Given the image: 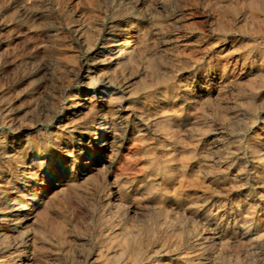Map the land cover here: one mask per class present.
Returning <instances> with one entry per match:
<instances>
[{
	"label": "rangeland",
	"instance_id": "1",
	"mask_svg": "<svg viewBox=\"0 0 264 264\" xmlns=\"http://www.w3.org/2000/svg\"><path fill=\"white\" fill-rule=\"evenodd\" d=\"M129 19L123 56L115 35ZM107 81L106 118L95 105ZM109 131L104 157L127 153L120 176L90 148ZM90 171L98 183L79 174ZM121 176L132 207L115 236L99 228V187ZM0 184V261L97 264L103 250L104 262L130 264L113 254L126 231L158 249L150 264H264V0H0Z\"/></svg>",
	"mask_w": 264,
	"mask_h": 264
},
{
	"label": "bare ground",
	"instance_id": "2",
	"mask_svg": "<svg viewBox=\"0 0 264 264\" xmlns=\"http://www.w3.org/2000/svg\"><path fill=\"white\" fill-rule=\"evenodd\" d=\"M29 11V10H28ZM27 11V12H28ZM32 11V10H31ZM35 16V15H34ZM31 18H33V15H32V17ZM131 19V18H130ZM126 20L127 22H125V23H123V24H121L120 26H118L119 28H118V30H117V32H116V35H115V37L118 39V41H117V43H115L114 45L116 46V47H119V52H121V53H123V56H125L124 55V51H123V45H128L127 43H128V41H129V39H130V35H132V33H133V30H135L134 29V27H136V21L134 22V19L133 20ZM83 24V23H82ZM82 24H81V26H82ZM78 25V24H77ZM85 25V24H84ZM86 27V26H85ZM75 28V27H74ZM78 28H79V26H78ZM90 28V27H89ZM80 29V28H79ZM86 29V28H85ZM45 30V29H44ZM78 30V29H77ZM82 30H84V28L82 29ZM81 30V31H82ZM48 31V30H47ZM76 31V30H75ZM94 31V30H93ZM50 32V31H49ZM88 32H89V30H88ZM60 33V32H59ZM83 33V32H82ZM94 33V32H93ZM45 34V33H44ZM51 34V33H50ZM74 34H76V32L74 33ZM85 34V33H84ZM88 34V33H87ZM115 34V33H114ZM34 35V34H33ZM36 35V34H35ZM52 35V34H51ZM54 35V34H53ZM78 35V34H77ZM90 35V34H89ZM39 36V35H38ZM42 36V35H41ZM50 36V35H49ZM84 36V35H83ZM88 36V35H87ZM114 36V35H113ZM43 37V36H42ZM80 37H81V35H80ZM114 38V37H113ZM84 39V38H83ZM42 40V39H41ZM83 41H85V39L83 40ZM110 41V40H109ZM34 43V42H33ZM89 44V43H88ZM90 45V44H89ZM89 45H86V46H89ZM92 45H94V44H92ZM81 46V45H80ZM113 49V48H112ZM117 51V50H116ZM114 53V52H113ZM110 54V53H109ZM120 54V53H119ZM115 55V54H114ZM127 55V54H126ZM44 56V55H43ZM104 56V55H103ZM117 56H118V54H117ZM105 57V56H104ZM103 57V58H104ZM115 57V56H114ZM95 59V58H94ZM106 59V58H105ZM120 60V59H119ZM90 61V60H89ZM108 61H109V59H108ZM95 62V61H94ZM93 62V63H94ZM110 62V61H109ZM115 62V61H114ZM112 64V63H111ZM82 65H83V63H82ZM108 66V65H107ZM80 67V66H79ZM82 67V66H81ZM87 67V66H86ZM90 67V66H89ZM103 67V66H102ZM109 67V66H108ZM88 68V67H87ZM93 69V68H92ZM106 70H108L107 68H106ZM78 71V70H77ZM90 71H91V69H90ZM94 71V70H93ZM118 71V70H117ZM107 72V71H106ZM104 73V72H103ZM92 74V73H91ZM105 74H107V73H105ZM88 75V74H87ZM95 75V74H94ZM101 75V74H100ZM108 75V74H107ZM106 75V76H107ZM116 75V74H115ZM93 76V75H92ZM103 76V75H102ZM118 76V75H117ZM123 76V75H122ZM97 78V77H96ZM114 78H115V76H114ZM133 78V77H132ZM129 79H131V78H129ZM107 80H108V77H107ZM100 81V80H99ZM124 81V80H123ZM125 81H128V80H125ZM97 82V81H96ZM129 82V81H128ZM104 83V82H103ZM116 83V82H115ZM91 84V83H90ZM106 84H108L109 85V87H111V88H109V89H107V92H106V94L103 96V98H102V100H101V103H100V105L99 106H96L95 105V107L96 108H98L99 110H101V111H103V113H105V116H106V118H107V115H106V113H109V114H113L114 112H115V109H114V107H113V102L115 101V99H116V96H115V93H116V91L114 90L115 89V86L112 84V82H110V81H107L106 82ZM123 84V83H122ZM126 84V83H125ZM128 86V85H127ZM130 86H131V84H130ZM129 86V87H130ZM132 88V87H131ZM126 89H127V87H126ZM124 90V89H123ZM167 91V90H166ZM87 92V91H86ZM91 92V91H90ZM125 92V91H124ZM169 92V91H168ZM173 92V91H172ZM188 92V91H187ZM195 92V91H194ZM121 93V92H120ZM79 94V93H78ZM187 94V93H186ZM91 95V94H90ZM122 96H123V94H122ZM57 97V96H56ZM90 97V96H89ZM89 97H87V96H82L81 98H80V100L81 101H79V102H77V101H75V102H77V105H79L83 100H88L89 99ZM100 97V96H99ZM91 98H93V96L91 97ZM165 98H166V96H165ZM94 99V98H93ZM173 99V98H172ZM90 100V99H89ZM92 101V100H91ZM94 101V100H93ZM93 104V103H92ZM82 105V104H81ZM91 105V104H90ZM85 106V105H84ZM87 107V106H86ZM94 107V108H95ZM89 109H92V108H89ZM80 110V109H79ZM86 110V109H85ZM88 111V110H87ZM93 111H94V109H93ZM92 111V112H93ZM119 111V110H118ZM122 111V110H121ZM128 111V110H127ZM75 112V111H74ZM178 112H180V111H178ZM94 115L96 114V113H93ZM109 114H108V116H109ZM78 115V114H77ZM83 115H85V114H83ZM91 115H92V113H91ZM90 115V116H91ZM99 115H100V113H99ZM132 115V114H131ZM151 115V114H150ZM177 115H179V114H177ZM191 115V114H190ZM72 116H74V115H72ZM76 116V115H75ZM123 116H124V114H123ZM123 116H122V119H123ZM128 116V115H127ZM174 116V115H173ZM185 116V115H184ZM181 117V116H180ZM63 118V117H62ZM67 118V117H66ZM70 118V117H69ZM94 118V117H93ZM120 118V117H119ZM173 118V117H172ZM195 118V117H194ZM197 118V117H196ZM83 119V118H82ZM111 119V118H110ZM115 119V118H114ZM138 119V118H137ZM170 119V118H169ZM185 119V118H184ZM84 120H85V118H84ZM88 120V119H87ZM104 120V119H103ZM109 120V119H108ZM136 120V119H135ZM190 120H193V119H190ZM197 120H198V118H197ZM96 121H97V119H96ZM112 121V120H111ZM137 121V120H136ZM150 121V120H149ZM173 121H174V118H173ZM185 121V120H184ZM186 122V121H185ZM190 122H192V121H190ZM125 123V122H124ZM99 124H100V122H99ZM138 124V123H137ZM179 124V123H178ZM189 124V123H188ZM101 125V124H100ZM114 125V124H113ZM124 125V124H123ZM195 125V124H194ZM99 126V125H98ZM173 126V125H172ZM185 126V125H184ZM186 126H187V124H186ZM120 127V126H119ZM91 128V127H90ZM124 128V127H123ZM186 128V127H185ZM184 128V129H185ZM117 129V128H116ZM139 129L140 128H138V131H139ZM190 129V128H189ZM91 130V129H90ZM133 130V129H132ZM18 131V130H17ZM87 131H89V129L87 130ZM185 131V130H184ZM196 131V130H195ZM199 131V130H198ZM129 132V131H128ZM127 132V133H128ZM145 132V131H144ZM193 132H194V130H193ZM91 133V132H90ZM96 133V132H95ZM118 133V132H117ZM132 133H133V131H132ZM138 133V132H137ZM197 133V132H196ZM26 134V133H25ZM103 134V133H102ZM121 134V133H120ZM185 134V133H184ZM96 136H94L95 137V142H92L91 143V145H90V148H91V150H94V148H96V150L95 151H97V153H98V155H101L102 156V159H103V164H104V166H105V168L107 169V175L108 176H120L119 175V173H120V171H121V169L119 168V166H120V163L121 162H123L122 160H120L121 158H123V157H125V155L127 154V153H125L124 152V150L121 148V151L119 152V154H120V159H117V161H115V160H113L109 155V157H107V158H105L104 157V150H107L109 147H111L112 149H110V150H114V140H111V138H116L117 136H116V134H115V132H113V131H109V132H107L105 135H100V133H98V134H95ZM192 135V134H191ZM116 136V137H115ZM131 136H132V134H131ZM197 136V135H196ZM28 137V136H27ZM26 138V137H25ZM99 138H101V140L99 141L98 139ZM137 138V137H136ZM188 139V138H187ZM14 140V139H13ZM126 140V139H125ZM21 141V140H20ZM90 141V140H89ZM121 141V140H120ZM133 141V140H132ZM194 141V140H193ZM197 141H199V140H197ZM202 141V140H201ZM19 142V141H18ZM17 142V143H18ZM134 142V141H133ZM21 143V142H20ZM117 143V142H116ZM129 143V142H128ZM172 143V142H171ZM176 143V142H175ZM203 143V142H202ZM209 143V142H208ZM208 143H207V145H208ZM6 144H7V142H6ZM87 144V143H86ZM111 144V145H110ZM173 144H174V141H173ZM192 144V143H191ZM210 144V143H209ZM219 144V143H218ZM12 145V144H11ZM18 145V144H17ZM128 145V144H127ZM131 145V144H130ZM176 145V144H175ZM182 145V144H181ZM180 145V146H181ZM87 146V145H86ZM132 146V145H131ZM172 146V145H171ZM190 146V145H189ZM192 146V145H191ZM204 146V145H203ZM188 147V146H187ZM7 148V147H6ZM79 148V147H78ZM133 148V147H132ZM171 148V147H170ZM175 148H176V146H175ZM177 148H179V146L177 147ZM186 148V147H185ZM184 148V150H186ZM196 148V147H195ZM210 148V147H209ZM81 149V148H80ZM119 149V148H118ZM117 149V150H118ZM127 149V148H126ZM134 149V148H133ZM208 149V148H207ZM4 150V149H3ZM83 150V149H82ZM179 150V149H178ZM181 150V149H180ZM201 150V149H200ZM128 151V150H127ZM126 151V152H127ZM131 151V150H130ZM173 151V150H172ZM174 151H175V149H174ZM187 151V150H186ZM208 151V150H207ZM206 151V152H207ZM80 152V151H79ZM132 152V151H131ZM171 152V151H170ZM183 152H185V151H183ZM182 152V153H183ZM204 152V151H203ZM84 153V152H83ZM186 153V152H185ZM189 153V152H188ZM191 153V152H190ZM207 153H209V152H207ZM74 154V153H73ZM113 154V153H112ZM166 154V153H165ZM176 154V153H175ZM181 154V153H180ZM27 155V154H26ZM80 155V154H79ZM182 155V154H181ZM191 155H192V158L193 157H195V155H196V152H195V149H193L192 150V153H191ZM106 156V155H105ZM197 156V155H196ZM203 156H205V155H203ZM33 157V156H32ZM191 157V156H190ZM23 158H24V156H23ZM27 158V157H26ZM89 159H90V161L89 162H87V164L88 163H93L92 162V156H90V157H88ZM98 158H99V156H98ZM115 158V157H114ZM205 158H207V157H205ZM32 159V158H31ZM123 159H125V158H123ZM130 159V158H129ZM194 159V158H193ZM42 160V159H41ZM121 161L120 163H119V165L116 163V162H118V161ZM127 160V159H126ZM125 160V161H126ZM202 160V159H201ZM21 161H24V159L23 160H21ZM31 161V160H30ZM33 161V160H32ZM70 161V160H69ZM78 161V160H77ZM82 161V160H81ZM94 161V160H93ZM203 161V160H202ZM138 162V161H137ZM190 162V161H189ZM194 162V161H193ZM198 162V161H197ZM199 162H200V160H199ZM197 163V165L198 164H200V163ZM29 163V162H28ZM135 164H136V162H134ZM138 163H140V162H138ZM141 163H142V161H141ZM36 164V163H35ZM124 164H125V162H124ZM124 164H123V166H124ZM177 164V163H176ZM179 165H180V163H178ZM183 164V163H182ZM188 164V163H187ZM27 165V164H26ZM84 165V164H83ZM142 165V164H141ZM173 165V164H172ZM31 166V165H30ZM96 166V165H95ZM133 166V165H132ZM178 166V165H177ZM186 166V165H185ZM191 166V165H190ZM27 167V166H26ZM170 167V166H169ZM168 167V168H169ZM197 167V166H196ZM198 167H200V166H198ZM202 167V166H201ZM71 168H72V166H71ZM90 168V167H89ZM182 169H183V166L181 167ZM204 169L206 168V164H205V167H203ZM92 169H93V167H92ZM136 169V168H135ZM171 169V168H170ZM185 169L187 170V167H185ZM207 169H209V168H207ZM72 170V169H71ZM86 170H88V168H86L84 171H86ZM105 170V169H104ZM134 170V169H133ZM171 170H173V169H171ZM191 170V169H190ZM24 171V170H23ZM80 171V170H79ZM136 171V170H135ZM177 171V170H176ZM181 171V170H180ZM193 171V170H192ZM198 172V169L197 170H195V172ZM130 172H132V171H130ZM137 172V171H136ZM135 172V173H136ZM174 172V171H173ZM179 172V171H178ZM194 172V171H193ZM192 172V173H193ZM199 172H202V171H199ZM206 172V171H205ZM204 172V173H205ZM71 173V172H70ZM105 173V172H104ZM138 173V172H137ZM140 173V172H139ZM180 173V172H179ZM36 174V173H35ZM80 174V176L82 177V178H85V180H86V182H88V181H90V182H94L96 179H95V174H91V171L90 172H88V176L85 174V173H83V172H80L79 173ZM123 174V173H122ZM130 174H132V173H130ZM203 174V173H202ZM72 175V174H71ZM76 175V174H75ZM84 175H86V177H84ZM133 175V174H132ZM136 175V174H135ZM173 175V174H172ZM180 175V174H179ZM178 175V176H179ZM195 175V174H194ZM69 176H70V174H69ZM78 176V175H77ZM124 176V175H123ZM131 176V175H130ZM181 176V175H180ZM183 176V175H182ZM205 176V175H204ZM203 176V177H204ZM79 177V176H78ZM135 177V176H134ZM173 177V176H172ZM70 178V177H69ZM115 178H117V177H115ZM122 178V176L120 177V179H118L117 178V180L116 181H111V179L110 178H107L106 179V182H105V185L104 186H102L101 185V187H99V189H101V191H103V193H104V198H105V203H104V205L102 206V208H101V211H100V213H99V215L97 216L98 218H99V224H100V231L101 232H103L104 230H105V228L106 229H113V231H114V235L115 236H117V235H119V232L120 231H116V227H117V225L118 224H122L123 226L126 224L125 223V219L128 217V215H127V209L128 208H130V207H132V199H130V195L133 193V189L127 184V181H123V179H121ZM71 179H72V177H71ZM126 179V178H125ZM139 179V178H138ZM174 179V178H173ZM127 180H128V178H127ZM131 181H132V178L130 179ZM129 180V181H130ZM164 180V179H163ZM202 180V179H201ZM204 180H205V178H204ZM154 181V180H153ZM160 181H162L161 180V178H160ZM2 182V181H1ZM67 182V181H66ZM96 182V181H95ZM142 182V180L139 182V183H141ZM165 182V181H164ZM174 182V181H173ZM186 182V181H185ZM96 183H98V180H97V182ZM136 183H138V181L136 182ZM138 183V184H139ZM150 183V182H149ZM149 183H148V185H149ZM156 183V182H155ZM161 183V182H160ZM159 183V184H160ZM162 183H163V181H162ZM172 183V182H171ZM175 183V182H174ZM66 184V183H65ZM135 184V183H134ZM154 184V183H153ZM164 184V183H163ZM173 184V183H172ZM1 185V184H0ZM63 185V184H62ZM61 185V186H62ZM76 185H78V183H75V185L74 186H76ZM139 185H142V184H139ZM150 185H152V184H150ZM155 185V184H154ZM166 185H167V183H166ZM60 186V185H59ZM64 186V185H63ZM115 186V187H114ZM132 186V185H131ZM135 186V185H134ZM138 186V185H137ZM136 186V187H137ZM173 186H175L174 184H173ZM173 186H171V187H173ZM5 187V186H4ZM98 187V186H97ZM133 187V186H132ZM139 187V186H138ZM145 187V186H144ZM167 187H168V185H167ZM169 187H170V185H169ZM2 188V187H1ZM60 188V187H59ZM150 188H152V187H150ZM165 187H163V189H164ZM182 188V187H181ZM174 189V188H173ZM173 189H171V191H173ZM7 191V190H6ZM79 191V190H78ZM109 192V193H108ZM20 193V192H19ZM163 193V192H162ZM176 193V192H175ZM8 194V193H7ZM6 196V195H5ZM13 196V195H12ZM15 196V195H14ZM13 196V197H14ZM133 196V195H132ZM131 196V197H132ZM172 196V195H171ZM177 197H179V196H177ZM17 198V197H16ZM156 198V197H155ZM158 198V197H157ZM158 199H160V198H158ZM178 199V198H177ZM176 199V200H177ZM3 200V199H2ZM13 200V199H12ZM174 200H175V198H174ZM195 200H197V199H195ZM158 201V200H157ZM156 201V202H157ZM1 202V201H0ZM159 202H161V201H159ZM158 202V203H159ZM166 202V201H165ZM169 202V201H168ZM184 202V201H183ZM2 203V202H1ZM17 204H18V202H16ZM20 203V202H19ZM179 203V202H178ZM192 203V202H191ZM155 204V203H154ZM160 205L162 204V203H159ZM166 204H167V202H166ZM195 204V203H194ZM108 205V206H107ZM137 205V204H136ZM157 205V204H156ZM155 205V206H156ZM163 205V204H162ZM180 205H181V201H180ZM17 206V205H16ZM20 206V205H19ZM3 207H5L4 205H3ZM18 207V206H17ZM32 207V206H31ZM30 207V208H31ZM101 207V206H100ZM9 208V207H8ZM16 208V207H15ZM137 208V207H136ZM156 208H158V207H156ZM160 208V207H159ZM172 208H174V207H172ZM176 208V207H175ZM178 208V207H177ZM176 208V209H177ZM180 208V207H179ZM2 209V208H1ZM21 209V208H20ZM33 209V208H32ZM138 209V208H137ZM166 209V208H165ZM164 208H161L160 209V213L161 212H163L164 210H165ZM188 209V208H187ZM9 210V209H8ZM11 210V209H10ZM13 210V209H12ZM19 210V209H18ZM134 210V209H133ZM136 210V209H135ZM141 210V209H140ZM169 210H171V209H169ZM179 210V209H178ZM29 211V210H28ZM99 211V210H98ZM139 211V210H138ZM137 211V212H138ZM158 211V210H157ZM166 212L168 211V210H165ZM185 211V210H184ZM187 211V210H186ZM5 212V211H4ZM7 212H9V211H7ZM16 212V211H15ZM136 212V213H137ZM170 212H172V211H169V213ZM179 212H181V211H179ZM189 212H191V209H190V211ZM34 213V212H33ZM7 214V213H6ZM13 214V213H12ZM19 214V213H18ZM21 214V213H20ZM25 214V213H24ZM35 214V213H34ZM135 214V213H134ZM140 215H142L141 213H139ZM139 214H138V216H139ZM184 214H185V212H184ZM29 215V214H28ZM186 215V214H185ZM2 216H3V214H2ZM19 216V215H18ZM33 216V215H32ZM166 216L167 217H170V215L167 213L166 214ZM178 216V215H177ZM16 217V216H15ZM24 217V216H23ZM141 217V216H140ZM172 217V216H171ZM170 217V218H171ZM34 218V217H33ZM132 218V217H131ZM175 218V217H174ZM6 219H8V217H0V242L2 243V244H4V238H5V234H7L6 233V229H7V227H6ZM18 219H20L19 217H18ZM35 219H37V218H35ZM34 219V220H35ZM128 219V218H127ZM12 220V219H11ZM15 220V219H14ZM133 220V219H132ZM152 220V219H151ZM166 220H167V218H166ZM165 220V221H166ZM177 220V219H176ZM10 221V220H9ZM17 221V220H16ZM37 221V220H36ZM136 221V220H135ZM157 222H158V220H156ZM155 221V222H156ZM127 222V221H126ZM161 222V221H160ZM178 222V221H177ZM9 223V222H8ZM11 223H12V221H11ZM20 223V222H19ZM125 223V224H124ZM137 223H138V221H137ZM136 223V224H137ZM128 224V223H127ZM140 223H138V225H139ZM173 224H175V222L173 221V220H171V221H169V223H168V226H172ZM21 225V224H20ZM160 225V224H159ZM166 225V224H165ZM120 226V225H119ZM121 227V226H120ZM20 228V227H19ZM18 228V229H19ZM24 228V227H23ZM171 228V227H170ZM173 228V227H172ZM21 229V228H20ZM35 229V228H34ZM23 230V229H22ZM30 229H28V231H29ZM140 230V229H139ZM138 230V231H139ZM164 230V229H163ZM168 229H166V231H167ZM20 231V230H19ZM128 231V230H127ZM131 231H133V230H131ZM134 231H136V230H134ZM162 231V230H161ZM165 231V230H164ZM164 231H162V232H164ZM21 232V231H20ZM122 232V231H121ZM130 232V231H129ZM143 232V231H142ZM141 232V233H142ZM14 233H17V232H14ZM13 233V234H14ZM135 233V232H134ZM134 233H132L131 232V235L127 232L126 233V231H125V233L124 234H126L125 236H124V238H123V241L121 242V249H120V252L119 253H113L114 254V256L115 257H124V256H127L128 254H130V258H129V261H130V264H150V260H151V258H152V256L155 254H157L158 253V249L157 250H154L153 249V253H151V247H152V245L149 243V245H151V247H146L145 245H144V241H143V238H146L145 237V235H144V237L142 238V236H140V235H132V234H134ZM165 233V232H164ZM9 234H10V232H9ZM120 234H122V233H120ZM145 234H147V238H148V236L151 238V236H153L154 235V230L152 229V228H146V233ZM156 234V233H155ZM171 234V233H170ZM8 235V234H7ZM11 235V234H10ZM142 235H143V233H142ZM18 236H19V234H18ZM158 237V236H157ZM14 238V237H13ZM22 238V237H21ZM26 238H28V237H26ZM20 239V238H19ZM153 239V238H152ZM155 239V238H154ZM13 240V239H12ZM12 240H11V242H12ZM14 240H15V238H14ZM21 240V239H20ZM24 240V239H23ZM160 240V239H159ZM6 241V240H5ZM9 241V240H8ZM18 241V240H17ZM25 241V240H24ZM28 241V240H27ZM33 241H34V239H33ZM149 241V240H148ZM147 241V242H148ZM161 241V240H160ZM159 241V242H160ZM171 242V241H170ZM170 242H168V243H170ZM6 243V242H5ZM24 243V242H23ZM156 243V242H155ZM8 244H10V242L8 243ZM29 244V243H28ZM1 245V244H0ZM11 245V244H10ZM17 245V244H16ZM22 245V244H21ZM30 245H31V243H30ZM158 245V244H157ZM181 245V244H180ZM1 246H3V245H1ZM1 246H0V248H1ZM6 245H4V247H5ZM25 246H26V244H25ZM166 246H167V244H166ZM165 246V247H166ZM3 247V248H4ZM7 247V246H6ZM11 247H12V245H11ZM16 247V246H15ZM30 247V246H29ZM155 246H154V244H153V248H154ZM163 247H164V245H163ZM179 247V246H178ZM10 248V247H9ZM13 248V247H12ZM19 248V247H18ZM160 248V247H159ZM7 249V248H6ZM15 249V248H14ZM21 249H23L24 250V248H21ZM25 249H27V248H25ZM30 249V248H29ZM178 249H180V247L178 248ZM16 250V249H15ZM28 250V249H27ZM32 250V249H31ZM4 251V250H3ZM2 251V252H3ZM8 251H11V250H8ZM25 251V250H24ZM18 252H19V249H18ZM26 252V251H25ZM46 252V251H45ZM16 253V252H15ZM176 253V252H175ZM178 253V252H177ZM9 254V253H8ZM11 254V253H10ZM18 254V253H17ZM22 254V253H21ZM160 254H162V253H160ZM160 254H158V255H160ZM169 254V253H168ZM4 255H5V253H4ZM12 255V254H11ZM20 255V254H19ZM107 255H109V251L108 252H106V253H104L103 252V250H101L98 254H97V259L96 260H94V261H96L97 262V264H117V261L116 260H114V261H106V262H104L103 261V258H106L107 257ZM14 256H16V254L14 255ZM110 256V255H109ZM157 256V255H156ZM170 256V255H169ZM9 258H7L6 257V259H3L2 261H0V264H11L12 263V261H14L13 260V256H8ZM25 257V256H24ZM3 258V257H2ZM17 258V257H16ZM162 258V257H161ZM22 259V258H21ZM167 260V259H166ZM119 261V260H118ZM15 262V261H14ZM23 263V262H22ZM124 263V262H123ZM18 264V263H17ZM28 264V263H27Z\"/></svg>",
	"mask_w": 264,
	"mask_h": 264
}]
</instances>
